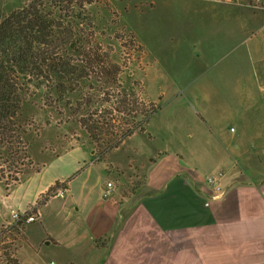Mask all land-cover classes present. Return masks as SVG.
<instances>
[{
	"label": "rangeland",
	"instance_id": "1",
	"mask_svg": "<svg viewBox=\"0 0 264 264\" xmlns=\"http://www.w3.org/2000/svg\"><path fill=\"white\" fill-rule=\"evenodd\" d=\"M28 1L0 0V22ZM97 2V41L113 52V63L123 68L121 79L131 76L138 96L159 105L150 116V124H161L160 146L176 153L172 141L178 138L197 145L203 156L212 152L208 145L204 149L203 143L215 148L233 136L230 129L237 127L235 114L248 108L242 100L248 90L254 91L252 57L260 38L259 22L252 18L256 11L204 0ZM99 2L107 3L110 11L102 10ZM248 19L252 22L251 34L242 26ZM103 21H111L106 30ZM185 68L197 77L195 85L188 88L179 87L176 74ZM146 92L156 102H151ZM33 110L31 107L29 112ZM34 118L37 128L29 137L30 164L19 176V183L7 185L0 180V264H5L2 257L10 252L7 248L16 251L22 261L60 256L61 248L56 244L41 243L46 234L65 247L70 241H89L92 209L101 200L127 204L125 197L145 177L141 150L131 149L133 142L128 138L100 155L68 109L62 108L59 113L56 108H43L35 111ZM148 139L137 136L133 141H141L142 148L154 153L157 144ZM56 182L61 184L48 195L49 200L35 208L47 191L39 198L38 194ZM109 182L113 185L111 192L104 196ZM59 189L64 190L62 196H57ZM12 209L19 214L29 211L35 220L11 225ZM140 218L137 215L133 223ZM29 242L39 243L42 253L36 254Z\"/></svg>",
	"mask_w": 264,
	"mask_h": 264
},
{
	"label": "crops",
	"instance_id": "2",
	"mask_svg": "<svg viewBox=\"0 0 264 264\" xmlns=\"http://www.w3.org/2000/svg\"><path fill=\"white\" fill-rule=\"evenodd\" d=\"M252 18L260 27L252 57L254 91L242 100L248 108L235 114L233 136L215 148L203 143L212 150L203 156L197 145L177 138L172 141L176 153H169L160 146L161 124H150L149 117L142 131L128 137L145 161L144 181L125 197L128 203L101 200L90 213L89 241H70L65 247L46 234L41 243L56 244L60 256L22 261L15 251L18 264H264V11ZM242 26L253 32L250 20ZM176 74L179 87L197 81L188 68ZM137 136L154 141V153L133 141ZM212 176H219L221 191L208 183ZM137 215L140 221L133 223ZM29 245L42 253L39 243Z\"/></svg>",
	"mask_w": 264,
	"mask_h": 264
},
{
	"label": "trees",
	"instance_id": "3",
	"mask_svg": "<svg viewBox=\"0 0 264 264\" xmlns=\"http://www.w3.org/2000/svg\"><path fill=\"white\" fill-rule=\"evenodd\" d=\"M97 1L29 0L0 22V180L7 185L19 183L30 164L36 110L68 109L96 153L103 155L142 131L159 109L138 96L131 76L121 79L123 68L113 63V52L97 41ZM99 4L110 11L107 3ZM102 23L106 30L111 21ZM60 184L51 186L35 208L45 204ZM7 249L3 262L18 264L15 251Z\"/></svg>",
	"mask_w": 264,
	"mask_h": 264
},
{
	"label": "built area",
	"instance_id": "4",
	"mask_svg": "<svg viewBox=\"0 0 264 264\" xmlns=\"http://www.w3.org/2000/svg\"><path fill=\"white\" fill-rule=\"evenodd\" d=\"M204 1L215 2V3H220V4H227V5H236V6H240L242 8H245V9L254 10L256 12L264 11V0H204ZM218 180H219V176H212L208 179V183L217 192L221 191V189H222ZM112 186L113 185L111 182H109L107 184L108 189L106 190L105 196H108V194L111 192ZM63 191L64 190L59 189L57 196H62ZM208 205H209V203L206 202V206H208ZM11 217H12L11 225L16 224L20 220H25L27 222H31V221L35 220V217L33 215H31L30 212L29 213L22 212V214H19L18 212H16L13 209L11 210ZM49 264H56V262L54 260H50Z\"/></svg>",
	"mask_w": 264,
	"mask_h": 264
}]
</instances>
